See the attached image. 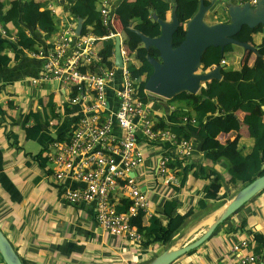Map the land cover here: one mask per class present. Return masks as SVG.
Here are the masks:
<instances>
[{
	"label": "crops",
	"instance_id": "obj_1",
	"mask_svg": "<svg viewBox=\"0 0 264 264\" xmlns=\"http://www.w3.org/2000/svg\"><path fill=\"white\" fill-rule=\"evenodd\" d=\"M122 1L114 0L113 9ZM50 6L56 9L53 12L58 25L55 32L49 36L52 30L35 28L36 16L32 24L26 27L27 33L40 43L39 48L57 37L65 17L70 19L75 32L78 26L79 16L72 15L71 6L66 0H50L48 7L51 9ZM118 30L125 35L123 29ZM12 38L0 31V44L9 41V54L14 56L19 51L21 55L19 60H11L0 71V228L21 258L27 264H140L139 255L146 251V255H151L143 263L147 264L169 246L185 244L200 237L207 225L189 235L191 228L199 225V222L205 224V219L209 220L212 212L226 199L216 198L223 193L229 196L227 190L234 184L226 182L227 175L223 174L225 163L214 165L206 159V152L202 150L203 138L199 134L193 136L194 150L190 156H178L174 147L170 149L172 160L180 162L170 169V175L175 177L174 183H167V176L158 172L159 160L165 154V149L169 148L167 143L140 139L145 161L133 175L149 196L151 206L149 215L145 216L149 218L157 214L163 224L171 223L170 231L164 233L162 242L153 241L147 247L143 242L110 234L101 226L94 202L72 204L64 199L66 189L82 188L84 184L71 179L53 180L54 175L50 171L52 165L44 155L53 141L69 134L80 118V108L69 103L70 91L60 81L52 80L39 86L32 84V78L43 69V59L21 48ZM245 58L250 62L252 53ZM40 93L45 97H41ZM49 95H53L57 112L62 117L57 126L52 121L43 123L42 131L35 139L41 145V151L36 155L26 147V143L34 139L26 138L24 119L28 117L26 127H33L36 120L29 114L35 111L43 117L42 100ZM109 96L111 108L115 109L117 99L112 89ZM28 99L30 104L27 108L20 105V100L24 104ZM147 100L150 102L148 95ZM159 101L165 106L158 109L151 106L155 121L157 124L169 123L176 105L164 98ZM9 103L13 104L12 108ZM262 110L259 106L257 112L261 113ZM114 131L121 134L116 124ZM236 134H222L220 139L228 142ZM155 156L157 162H154ZM146 168H153L155 177L146 173ZM201 168H207L205 175L201 174ZM140 169L143 173L139 172ZM183 169L187 170V179L181 185L177 172ZM168 200L175 202L170 212L165 208ZM202 202L206 205L204 208L199 206ZM242 240H248L250 244L249 248L241 250L243 254H264V190L220 224L201 246L171 264H233L241 252L234 253L232 246Z\"/></svg>",
	"mask_w": 264,
	"mask_h": 264
},
{
	"label": "built area",
	"instance_id": "obj_2",
	"mask_svg": "<svg viewBox=\"0 0 264 264\" xmlns=\"http://www.w3.org/2000/svg\"><path fill=\"white\" fill-rule=\"evenodd\" d=\"M233 1L240 5L249 2L253 8L258 4V0ZM113 5L114 0L102 2L101 34L90 26L78 35L70 19L65 17L57 37L39 51L31 52L44 62L42 71L31 82L39 86L52 80L60 81L70 91L69 103L80 108V118L69 134L53 141L44 155L56 179L78 180L84 184L82 188L66 189L64 199L72 204L94 202L105 231L143 242V235L131 222L141 212L149 215L151 206L148 194L133 175L145 161L140 139L171 144L158 164V172L167 176V183L175 182V177L170 175V149L174 147L178 156L187 157L194 147L186 139L178 140L170 129L157 127L150 102L139 95L146 73L132 72V64L137 65L136 57L126 48V36L115 27L117 7L113 9ZM50 7L55 13L56 9ZM0 31L7 35L1 22ZM116 36L121 39L122 66L115 64V50L112 58L105 59L99 45ZM107 61L112 62L110 67ZM222 64L226 65L227 61L222 60ZM137 67L139 69L140 65ZM111 89L117 99L115 109L110 104ZM145 93L151 92L145 88ZM187 121L185 117L182 124ZM115 124L120 128V135L114 131ZM120 198L132 201L127 212H117ZM249 247L248 240H242L232 246V251L238 254ZM233 264H264V254L241 252Z\"/></svg>",
	"mask_w": 264,
	"mask_h": 264
},
{
	"label": "trees",
	"instance_id": "obj_3",
	"mask_svg": "<svg viewBox=\"0 0 264 264\" xmlns=\"http://www.w3.org/2000/svg\"><path fill=\"white\" fill-rule=\"evenodd\" d=\"M49 2L50 0H0V22L6 29L7 35L14 37L15 42L21 48L31 52L40 49L38 40L26 31L27 25L32 24L31 21L35 16L36 20L33 24L35 28L52 30L49 31V36L58 29L55 15L48 7ZM66 2L71 6L72 15L84 18L85 30L91 26L94 31L101 34L99 29L102 20L100 8L103 0H66ZM198 3L199 0H176L175 3L172 0H123L117 7L116 14L124 20L126 48L131 55L136 57V64L140 65L138 69L137 65L132 64V72L136 75L146 73V80L142 81L139 86V95L143 99L147 100L145 87L153 72L147 55L150 54L157 58L159 52L154 47L146 50L140 36L130 26L132 25L133 28L147 35L158 36L161 32L160 25L151 15L156 12L159 18L168 19L172 9L178 6L181 26L174 34V46L176 47L184 40L185 22L196 13ZM259 35L262 37L261 41L257 40ZM235 37L241 41L251 39L249 42L259 48L260 56H256L250 63L246 61L245 52L236 65L228 67L227 55L232 53L237 45L229 44L224 51L220 47H210L203 57L201 71H208L214 65L222 64V60H226L227 64L222 70V79L208 82L207 86L202 87L196 94L183 92L168 99L176 105V108L171 113L170 122H160L157 127L170 129L176 134L178 140L186 139L192 142L193 136L199 134L203 138L202 150L206 152V159L214 165L225 163L223 174L227 175L226 182L243 188L264 173V25L255 29L245 25ZM99 45L105 59L113 57L115 38H109ZM10 49L9 41L0 44V71L11 60L17 61L21 57L19 51L11 56ZM251 53L254 54L252 51ZM107 64L110 67L112 62L107 61ZM8 105L10 108L13 107L12 103ZM42 105H44L43 117L35 111L29 114L36 120L33 127H26L28 117L24 119V129L28 140L37 139L42 131L43 123L52 121L57 126L61 120L62 116L57 112L53 95L42 100ZM259 106L263 108L261 113L257 112ZM4 112L7 114L6 110ZM185 117L188 121L183 126L182 122ZM230 132H237V134L228 142L221 141L220 136ZM167 146L170 147L171 144L168 142ZM176 164L180 162L171 160L169 168L175 167ZM200 172L205 175L207 168H201ZM177 175L181 179V185L185 184L187 170H179ZM227 197L228 194L223 193L216 199ZM131 204L130 199L120 198L116 204L117 212H127ZM174 204L175 202L168 200L165 203L166 211L170 212ZM199 206L204 208L206 205L202 202ZM145 215L141 212L131 222L138 227L143 235V244L148 247L153 241H163L164 233L170 231L171 223L163 224L157 214L149 218ZM145 253L146 251L139 255L140 264L150 259L151 255L148 256ZM23 262L27 264L25 260ZM0 264H6L1 256Z\"/></svg>",
	"mask_w": 264,
	"mask_h": 264
},
{
	"label": "water",
	"instance_id": "obj_4",
	"mask_svg": "<svg viewBox=\"0 0 264 264\" xmlns=\"http://www.w3.org/2000/svg\"><path fill=\"white\" fill-rule=\"evenodd\" d=\"M172 1L176 2V0ZM216 2L217 0L208 2L207 0H199L196 13L185 22V38L176 47L174 46V34L181 26L178 6L172 9L170 19L159 18L156 12L153 13V19L159 23L161 28L158 36L147 35L141 30L133 28L132 25L130 26L140 36L146 50L154 47L159 52L160 60L150 54L147 55V60L153 67V72L149 76L145 87L149 92L166 99H172L183 92L196 94L202 87H206L208 82L222 79V70L225 64L217 65L208 71H199L203 57L210 47H220L224 51L227 45L234 44L252 51L256 56H260L258 47L249 41H241L235 36L245 25L252 29L264 25V0H258L255 8L249 2L240 5L233 0H227L225 8L230 15V20L208 23L205 20L206 14ZM83 27L84 19L79 16L76 34L80 35ZM115 40V64L122 66L120 36H116ZM263 190L264 173L245 187L240 188L231 197L228 196L209 216V218L212 217V220L206 223L208 219H205V224L199 222V225L192 227L189 235L197 228L207 225L206 230L200 237L185 244L169 246L147 264H171L180 256L198 248L214 233L220 224ZM0 256L6 264H25L9 237L1 228Z\"/></svg>",
	"mask_w": 264,
	"mask_h": 264
},
{
	"label": "rangeland",
	"instance_id": "obj_5",
	"mask_svg": "<svg viewBox=\"0 0 264 264\" xmlns=\"http://www.w3.org/2000/svg\"><path fill=\"white\" fill-rule=\"evenodd\" d=\"M226 3H227V0H217V2L214 4V6L206 14L205 20L208 23H216V22H219L220 20L223 21V22H227L228 20H230V15H229L228 11L225 10V4ZM130 21L132 22V20H130ZM123 22H124L123 18L121 19V17L118 16V19L115 22V27H117L118 29H123ZM259 36L260 37H258L257 40L261 41L262 37H261V35H259ZM250 53H251L250 50H245L242 46L237 45L235 47V50L232 53L227 55V59L229 61V64L227 66L230 67L232 65H236L237 62H239L240 57L243 54L246 57V55H249ZM255 58H256V55L252 54V58L250 59V63H252ZM199 71H201V68L199 69ZM23 93L25 94V91H23ZM40 96L41 97H45L43 93L42 94L40 93ZM148 99H150V105L151 106L153 105L157 109L158 108H164V106H165V105L163 106V103H161V101H159L160 99H163V98H161L160 96H158L156 94H148ZM165 100L168 101V99H166V98H165ZM19 102H20V105L24 106V108L25 107L27 108L28 105L30 104V100L29 99L24 104H22L21 100ZM197 141L195 143L196 148H198V142ZM26 147H27L28 150L34 152L36 155L41 151V145H39V142L37 140H32V141L27 142L26 143ZM155 160L157 162V160H158L157 156H155L154 162H155ZM40 171L43 172L44 170L41 169ZM140 171H141V169L139 170V172ZM145 172L146 173L149 172L151 177H155V172L153 171V168H148V169L146 168ZM141 173H143V172L141 171ZM52 179L56 180V178L53 177V176H52ZM161 181H162V179H160V182ZM239 189H240L239 186L233 185L227 190V192L229 193V196L231 197Z\"/></svg>",
	"mask_w": 264,
	"mask_h": 264
},
{
	"label": "flooded vegetation",
	"instance_id": "obj_6",
	"mask_svg": "<svg viewBox=\"0 0 264 264\" xmlns=\"http://www.w3.org/2000/svg\"><path fill=\"white\" fill-rule=\"evenodd\" d=\"M225 10L227 11V9H226V8H225ZM157 59H159V60H160V56H158V57H157Z\"/></svg>",
	"mask_w": 264,
	"mask_h": 264
},
{
	"label": "bare ground",
	"instance_id": "obj_7",
	"mask_svg": "<svg viewBox=\"0 0 264 264\" xmlns=\"http://www.w3.org/2000/svg\"><path fill=\"white\" fill-rule=\"evenodd\" d=\"M210 220H212V217H211V218H209L208 222H209Z\"/></svg>",
	"mask_w": 264,
	"mask_h": 264
}]
</instances>
